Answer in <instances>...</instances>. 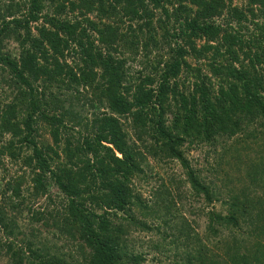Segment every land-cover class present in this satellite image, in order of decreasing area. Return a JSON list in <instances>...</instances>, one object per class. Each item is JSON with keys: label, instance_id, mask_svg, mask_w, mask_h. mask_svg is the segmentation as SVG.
Wrapping results in <instances>:
<instances>
[{"label": "trees", "instance_id": "1", "mask_svg": "<svg viewBox=\"0 0 264 264\" xmlns=\"http://www.w3.org/2000/svg\"><path fill=\"white\" fill-rule=\"evenodd\" d=\"M16 1L24 14L13 16L7 0L0 17V83L11 94L0 101V178L9 191L0 249L10 264H138L129 232L152 230L143 217L167 214L177 184L218 200L185 159L184 145L195 142L225 144L247 183L227 191L223 212L208 213L204 243L163 220L167 235L183 232L180 253L193 250L178 264H264V0ZM181 10L188 15L168 27ZM140 53V68L126 77V61ZM3 158L18 163L12 173ZM148 158L178 162L183 179L142 193L153 175ZM47 186L63 207L31 211L37 226L20 229L19 204L57 201Z\"/></svg>", "mask_w": 264, "mask_h": 264}, {"label": "rangeland", "instance_id": "2", "mask_svg": "<svg viewBox=\"0 0 264 264\" xmlns=\"http://www.w3.org/2000/svg\"><path fill=\"white\" fill-rule=\"evenodd\" d=\"M7 0H0V17L1 15H6V11L4 9V6L6 4ZM16 0H12V8L11 12L13 16L19 18L24 14V8L22 3H16ZM242 0H232L231 4H234L236 6L243 5ZM174 7L170 6L169 11ZM189 12H183L181 10V13L175 14L174 16H170L168 20V27L172 25H178L184 18V16L188 15ZM263 19V18H262ZM32 26L31 29L33 31V24L35 25L38 22H31ZM196 45L202 43L201 41L196 40ZM16 44L9 40L6 44V48H14ZM140 50V48H138ZM142 53L140 55L138 54L131 60L126 61V65L130 67V69L127 72V76L129 77L132 73L134 74L135 70H138L140 68L139 60L141 59ZM128 52H125L123 56H127ZM192 62V60H190ZM129 75V76H128ZM136 80V79H135ZM6 80H2L0 85L3 84V82ZM0 101H8L11 98V94H8L7 87L5 84L3 86H0ZM6 91V93H5ZM4 96V97H3ZM42 133V135H41ZM39 134L42 136V138L45 141H48V135L45 130L39 131ZM39 140V137H36ZM40 141V140H39ZM231 139H229L227 142H230ZM226 145L223 144L221 147H216V150H212L211 148H208L205 146V144H197L196 142L193 144L184 145V155L185 159L189 161L190 166L193 168H198L199 176L202 177V180L204 182H207L210 184L213 188V190L216 192V198L218 200H212L211 202H206L202 195H193L192 190L190 189L189 185L187 183H181L177 184V188L179 192L180 197L178 200L172 201L169 205V210L167 214H160L159 217L152 216V218H147L146 216L143 217L142 221H145L146 224H149L153 226L152 230H145L140 227H135L129 232L128 238H130V241L127 239V250L132 251L134 254H139V256L142 257V261H140L138 264H178V259L180 258V255H182V258H185L188 255H191L193 253V250H184L182 253H180L184 247L182 248V239L181 235L179 236H173V235H167L170 232V229L167 227V225L163 222L166 218L169 220V223L174 224L175 226L184 228L189 234L195 235L201 237V243L206 242L211 238L210 235L207 233V227H208V213L209 212H223L224 211V205L220 202L221 199L226 197L227 191L236 190L238 191L239 187H244L246 185L247 180H245L242 176L243 170V164L238 163L234 164L233 158L225 156L223 153L225 151ZM217 153L216 156H214ZM222 155V156H219ZM214 156V157H213ZM214 159H213V158ZM4 163L6 167L11 168L10 173L16 169L18 166V163L15 162V164H10L8 159L3 158ZM164 159H166L164 157ZM148 162L152 165V171L153 173L151 179L149 182L147 181H141V186H144V188L140 187L138 188L139 191L143 193L144 190H149L150 186H154L158 184L160 181L166 180L168 177H174L175 180L183 179V170L176 161L172 160H165V161H159V160H152L151 158H148ZM13 163V162H12ZM237 165V167H235ZM20 173V170L18 171ZM15 174V173H14ZM0 178V200L2 198H5L8 194V190H4V184L5 181L8 179ZM147 183V184H146ZM23 184V183H22ZM30 185V183H26L25 185ZM48 187V195L51 198H56L57 201H53V203L57 202V205L53 203H48L47 196H38L36 198L26 199V201L19 204L18 208L12 209L9 206H6V215L4 218V221H8L9 217L14 218L11 216L10 209H12L15 214L16 218L15 221L20 226V229L28 232V229L30 226H37L38 223H32L28 216H30L31 211L39 212L40 210L44 208H51V206L55 209L60 210L63 205L64 201H62L63 198L59 196H55L58 194L56 188L54 186H47ZM245 188V187H244ZM252 191V186H249V190ZM176 190V189H175ZM24 194L25 191L22 190ZM235 191V192H236ZM177 192V191H173ZM147 193V192H146ZM175 199V198H174ZM60 200V201H59ZM29 205L28 209L26 206ZM46 208V209H47ZM39 210V211H37ZM49 210V209H48ZM161 210V209H160ZM163 211V209L161 210ZM10 213V214H9ZM173 232V231H172ZM37 234V233H36ZM41 235L47 234L45 231H40ZM56 236V231L53 230V233ZM4 235V234H3ZM51 235V234H49ZM48 234L45 235L46 238L53 242V243H60L61 238H58V240L55 238V236H49ZM5 236V235H4ZM2 236V233L0 232V238L3 240L5 238ZM207 237V239H206ZM216 236L213 237L215 240ZM156 243L158 245V249L152 247ZM221 246V244H220ZM66 248H69L68 245L64 246L62 249V252L67 251ZM66 249V250H65ZM71 252V251H70ZM216 254H222L223 250L217 249ZM11 259L9 257V254L4 253L3 249H0V264H10ZM177 262V263H176Z\"/></svg>", "mask_w": 264, "mask_h": 264}]
</instances>
